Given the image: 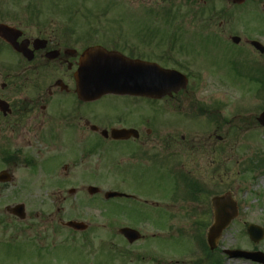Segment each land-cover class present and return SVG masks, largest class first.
Wrapping results in <instances>:
<instances>
[{
    "label": "flooded vegetation",
    "instance_id": "1",
    "mask_svg": "<svg viewBox=\"0 0 264 264\" xmlns=\"http://www.w3.org/2000/svg\"><path fill=\"white\" fill-rule=\"evenodd\" d=\"M183 2L192 10H201L198 23L202 24V32L197 33L201 48L185 52L177 41L169 44L167 36L149 38L151 31L144 25L134 29L139 32L126 46L121 48L123 38L118 36L104 41L113 45L105 48L120 49L131 60L156 62L164 69L176 70L181 68L180 60L204 51L216 53L218 49L243 59L246 52H253L258 57L255 64L264 66V54L254 46V42L264 44V0ZM16 9H0V24L21 29L23 23ZM193 16L192 12V21ZM30 29L23 27L24 34L18 40L28 55L0 40V174L7 173L5 176L15 184L20 171H24L31 188L42 178L53 196L64 202L80 197L83 208L86 195L90 196L91 203H85L96 207L97 212L96 186L107 184L124 193L121 178L125 174L129 182H137L129 186L142 189L136 193L126 190L125 197L116 198L119 207L127 208L136 223L130 228L142 234L140 241L130 245L132 264H218L219 251H211L207 240L213 223L209 204L213 186L204 159L210 149L222 146L224 139L217 132L194 133L187 124L170 121L184 105L197 101L195 95L188 91L153 99L112 93L83 100L76 93L75 74L88 48L82 51L63 37L49 32L34 34ZM101 37L100 32L94 33L88 40L90 46H99ZM103 39L108 40L105 36ZM5 51L13 57H6ZM203 113L211 121L208 126H215L214 131L229 124L220 111ZM178 125V129L190 131L178 135ZM124 129L134 134L124 140L112 136L114 130ZM24 136L33 137L35 142L20 145ZM38 143L45 153L37 150ZM33 191L30 194L36 193ZM69 214L80 221L75 207L69 209ZM34 215L41 221L42 213ZM48 215L46 222L54 219L53 214ZM27 220L29 217L18 221L24 224ZM5 223L0 221V225ZM85 232H92V237L83 238L75 246L89 249L96 264H108L109 259L102 256L99 213L81 234ZM183 243H187L184 249ZM32 244L45 254L56 245ZM120 254L126 256L124 251Z\"/></svg>",
    "mask_w": 264,
    "mask_h": 264
},
{
    "label": "rangeland",
    "instance_id": "2",
    "mask_svg": "<svg viewBox=\"0 0 264 264\" xmlns=\"http://www.w3.org/2000/svg\"><path fill=\"white\" fill-rule=\"evenodd\" d=\"M13 6L18 7L16 10L23 23L22 28H31L29 32L34 34L48 31L59 37L67 36L71 44L79 49L92 45L88 40L96 32L105 33L108 40L101 38L99 43L108 48L113 45L104 41L115 39L118 34L123 38L122 48L135 38L134 33L139 32L134 29H140L142 25L153 31L147 35L149 38L167 36L169 44L174 45L177 41L185 52L201 48L197 45V33L202 32V24L198 23L201 10H192L183 0H0L1 10H10ZM218 50L212 54L206 51L192 54L191 57L180 60L181 68L178 69L190 78L187 89L195 95L197 101L207 105L209 103L206 101L215 102L217 105L212 106H219L225 122L229 123L224 124L221 131H214L215 126H211L209 133L217 132L218 136L223 137L224 143L216 149H210L208 158L204 161L208 164L209 181L214 186V193L228 191L238 202H243L245 207L240 218L221 237L219 251L221 253L227 249L239 248L249 252L256 247L264 252V241L254 244L247 233L246 236L243 235L249 224L264 227V174L243 178L245 162L252 154H264V128L256 119L264 111V102L256 95L257 86L248 84L246 79L237 77L230 69V59L231 64H239L237 55ZM4 54L8 58L13 57L8 51ZM246 54L248 59H256L252 53ZM179 111L186 117L190 109L184 105ZM236 115L241 117L236 119ZM182 118V114L175 113L171 115L170 121L184 123ZM191 124L192 127L197 126L196 122ZM180 126L176 127L178 135L190 131L178 129ZM203 127L191 132H204ZM29 137L24 136L19 144L25 146L31 140L35 142L33 137ZM35 147L45 153L39 143ZM29 152L34 153L32 150ZM2 168L0 163V171ZM25 174L26 172L20 171L21 176L15 184L0 186V221H6L4 225H0V264L98 263L90 255L89 249H82L81 252L82 246H75L83 238H91L92 232H72L61 225L74 219L69 214V209L73 207L83 223L95 221L99 213L102 256H105L103 259L106 261L109 259L108 264H132L130 244L124 242L118 230L128 226L135 227L136 223L127 208L119 207L118 200L107 201L103 199V195L97 196V212L96 207L87 204L91 203L87 195L84 208L80 197H71L68 198L70 201L64 202L47 190L42 178L36 180L37 184L31 188L32 183L24 178ZM121 184V190L134 193L142 191L141 188L129 186L137 185V182H129L125 174H122ZM32 189L36 192L34 195L30 194ZM101 190L105 194L110 186L101 187ZM19 204L26 205L29 220L24 224L6 212L8 207ZM36 213H42L41 221L35 218ZM48 214H53L54 219L50 222L45 221L50 218ZM36 241L46 246L53 243L56 245L51 246L48 254H45L32 244ZM181 246L184 249L187 243ZM120 251H124L126 256H121ZM220 259L223 264H255L242 259H229L222 253Z\"/></svg>",
    "mask_w": 264,
    "mask_h": 264
},
{
    "label": "water",
    "instance_id": "3",
    "mask_svg": "<svg viewBox=\"0 0 264 264\" xmlns=\"http://www.w3.org/2000/svg\"><path fill=\"white\" fill-rule=\"evenodd\" d=\"M244 1V0H242ZM22 36V32L15 28H10L5 25H0V38L6 43L13 46L18 52L26 53L17 42ZM264 52V48L260 50ZM81 64L78 70L77 83L78 94H88V100L100 96L101 93L130 94L149 96L152 98H162L166 94L177 93L181 89H185L188 79L179 72L160 69L156 64L148 65L137 63L125 58L116 52H108L102 47L89 48L82 57ZM146 66L147 69H146ZM152 87V88H151ZM148 88H151L148 91ZM261 126L264 127V113L259 117ZM124 132L120 137H124ZM8 178L0 177V180ZM119 196L118 193H108L107 198ZM213 208L215 210V225L213 226L209 242L211 249H215L217 242L221 238L226 228L237 219L239 208L230 194L225 197H217L213 200ZM25 205L9 207L8 211L17 217L25 219ZM70 227L73 223L68 224ZM249 235L254 243L264 240V228L255 225H250ZM127 240L132 243L140 239V234L131 229L121 230ZM230 258L252 260L257 263L264 264V253L262 252H245V251H230L226 252Z\"/></svg>",
    "mask_w": 264,
    "mask_h": 264
},
{
    "label": "trees",
    "instance_id": "4",
    "mask_svg": "<svg viewBox=\"0 0 264 264\" xmlns=\"http://www.w3.org/2000/svg\"><path fill=\"white\" fill-rule=\"evenodd\" d=\"M249 165L245 168V174L255 175L256 172L264 173V158L256 157L250 161Z\"/></svg>",
    "mask_w": 264,
    "mask_h": 264
}]
</instances>
